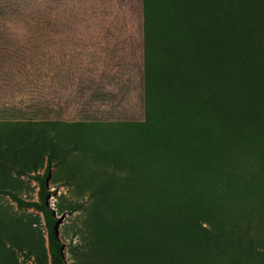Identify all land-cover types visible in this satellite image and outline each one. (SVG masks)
Returning a JSON list of instances; mask_svg holds the SVG:
<instances>
[{"label":"rangeland","instance_id":"obj_1","mask_svg":"<svg viewBox=\"0 0 264 264\" xmlns=\"http://www.w3.org/2000/svg\"><path fill=\"white\" fill-rule=\"evenodd\" d=\"M9 4L0 0V34L3 27H15L13 21L3 19L9 6L12 11L48 10V0ZM178 42L174 48L177 67H172L184 74V82L193 84L213 59L208 43H199L194 28ZM3 50L0 47L2 66L7 59ZM220 61L224 65L227 61L222 53ZM213 88H203L210 99L201 98L212 109L205 113H209L208 130L197 141L190 134L187 147L170 148L164 143L169 134H184L179 130L188 123L189 114L183 106L194 116L195 96H181V102L174 100L175 108H168L158 93L146 95L144 78L136 98L118 103L107 96L101 98L100 105H105L99 108L91 100L89 116L82 123L52 122L48 108L34 107L33 100L0 107V160L41 176L51 162L45 179L46 203L55 218L65 264H204L205 248L231 264H264V244L254 241L259 228L260 240H264V87L246 96L240 84L225 83L217 100L209 95ZM232 88L239 89L237 97ZM244 110L245 123L240 127L228 113ZM169 155L172 164L167 161ZM245 157V165L250 160L258 166L252 185L242 181L248 166L237 159ZM236 162L241 178L233 174ZM158 171L162 188L174 194L173 205H177L175 197L187 203L184 213L163 218L169 212L154 204L159 193L151 190L145 192L144 202L137 200L138 183L153 179ZM0 180L20 197L40 202L41 186L36 179L6 168L0 170ZM244 214L258 222L251 224L245 240L235 236ZM0 264H52L44 213L20 207L3 195Z\"/></svg>","mask_w":264,"mask_h":264},{"label":"crops","instance_id":"obj_2","mask_svg":"<svg viewBox=\"0 0 264 264\" xmlns=\"http://www.w3.org/2000/svg\"><path fill=\"white\" fill-rule=\"evenodd\" d=\"M11 9L3 19L15 27L0 34L7 56L0 64V107L33 100L48 108L52 122L70 124L89 116L91 100L99 108L107 96L118 103L138 96L144 0H48V10Z\"/></svg>","mask_w":264,"mask_h":264},{"label":"trees","instance_id":"obj_3","mask_svg":"<svg viewBox=\"0 0 264 264\" xmlns=\"http://www.w3.org/2000/svg\"><path fill=\"white\" fill-rule=\"evenodd\" d=\"M144 17L145 64L143 78L146 95L158 93L168 108H175L177 101L181 102L180 97L189 96L190 93L197 100V103L191 106L192 111H190L194 113L192 117L189 108L183 106L184 111L189 114L188 118L186 117L189 120L188 123L184 122L183 127L179 130L184 134L182 136H179L178 132L176 135L169 134L167 141L164 143L166 147L173 148L179 145L187 147L190 134L194 135L195 141L206 134L208 130L206 115L210 113L211 107L201 103V98L204 101L207 97V95H204L205 87L211 90V86H214L213 93L209 94L211 99L214 100L219 98L218 95L225 83H228V86H233L234 83L240 84L241 93L246 96H250V94L254 96L252 92L257 91L259 87H264V0H144ZM192 28L195 29V36L200 44L201 41L204 44L208 43L213 58L204 65L201 76L203 81H209L207 83H202L199 73L193 84L190 81L184 82L187 80L183 79L184 74L172 67V65L177 67L174 48H178V40L182 38L183 33L190 31ZM221 53L227 60L225 65L221 64ZM223 65L226 66L228 76L225 75ZM214 66L217 67V71ZM205 69L206 73L204 72ZM232 75H235L237 79H233ZM179 84L183 85L179 87ZM238 90L232 88L231 93L233 91V95L237 97L238 93L236 94V92ZM176 92L180 94L178 97ZM206 99H210L209 96ZM174 100H177L175 105ZM182 103L184 104V102ZM207 111L209 113L205 114ZM228 114L233 117L236 124L240 122V127L245 123V110L241 113L230 112ZM138 127L147 129L148 125ZM245 133H247V130H245ZM125 153L133 155V153ZM246 158L243 161L237 160L242 166H248L247 173L242 181L246 179L252 185L258 178V166L256 162L250 160L245 165ZM167 161L171 164L174 163L170 155L167 157ZM239 162L234 164L233 174L241 178L243 174L239 168ZM6 168L39 181L41 186L40 202H32L20 197L1 180L0 195L9 197L20 207H35L44 213L48 225L52 264H65L62 247L56 233L55 218L46 203L48 189L45 185V179L49 175L51 162L49 161L43 176L31 175L18 169L14 164L4 163L0 160V170ZM154 174L157 175L153 179L142 180L138 183L136 187L137 200L144 202L145 192L151 190L153 194L159 193L157 199L154 200V204H158L169 212L163 215V218L165 216L173 218V216L184 213L187 203L175 197L177 205H173L171 199L174 194L169 189L162 188L160 171ZM252 223L258 222L252 215L244 214L241 222L236 226L235 236L245 240L246 235L251 234L249 228ZM261 235L262 228H259L257 235H254V238H256L254 241L263 242V245L264 240H260ZM212 252L211 248L203 250L202 261L204 264H231L228 260L221 259V257L215 258Z\"/></svg>","mask_w":264,"mask_h":264}]
</instances>
